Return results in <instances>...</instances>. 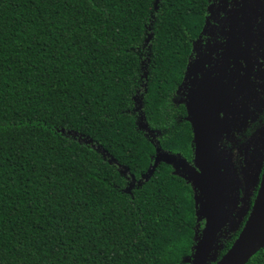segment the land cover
Returning <instances> with one entry per match:
<instances>
[{
  "label": "trees",
  "instance_id": "obj_1",
  "mask_svg": "<svg viewBox=\"0 0 264 264\" xmlns=\"http://www.w3.org/2000/svg\"><path fill=\"white\" fill-rule=\"evenodd\" d=\"M206 3L0 0V264H189L191 185L163 162L130 185L156 153L134 97L162 150L190 160L170 98ZM246 264H264V247Z\"/></svg>",
  "mask_w": 264,
  "mask_h": 264
},
{
  "label": "flooded vegetation",
  "instance_id": "obj_2",
  "mask_svg": "<svg viewBox=\"0 0 264 264\" xmlns=\"http://www.w3.org/2000/svg\"><path fill=\"white\" fill-rule=\"evenodd\" d=\"M203 99L207 109L213 108L212 130L223 133L219 143L230 157L233 188L226 191L231 210L226 228H236L229 237L243 227L264 169V0H207L203 23L170 98L178 112L176 122H187L192 134L191 159L173 154L189 164L195 147L190 111L200 110ZM161 135L158 129L153 138L162 150ZM203 225L201 220L198 235Z\"/></svg>",
  "mask_w": 264,
  "mask_h": 264
},
{
  "label": "water",
  "instance_id": "obj_3",
  "mask_svg": "<svg viewBox=\"0 0 264 264\" xmlns=\"http://www.w3.org/2000/svg\"><path fill=\"white\" fill-rule=\"evenodd\" d=\"M208 101L203 99L201 109L193 114V164H189L179 154L162 151L156 146L154 163L142 180L136 182L131 176L130 185L140 186L143 180H149L161 162L171 165L175 173L183 177L192 187L195 202L196 221L203 220L204 225L195 235L192 256L189 264H208L215 256L216 243L223 229L229 224L231 210H227L226 191L233 188V174L230 157L220 146L222 132L212 130L213 108L207 109ZM140 104L138 110L140 111ZM138 127L154 142L153 133L148 129L142 112ZM91 140V139H90ZM100 148V147H99ZM104 157L109 154L100 148ZM109 162L114 159L109 157ZM127 168H122L126 174ZM264 247V169L260 185L248 217L230 248L215 264H246L249 259Z\"/></svg>",
  "mask_w": 264,
  "mask_h": 264
},
{
  "label": "rangeland",
  "instance_id": "obj_4",
  "mask_svg": "<svg viewBox=\"0 0 264 264\" xmlns=\"http://www.w3.org/2000/svg\"><path fill=\"white\" fill-rule=\"evenodd\" d=\"M139 97L135 96L134 100L136 102V109L135 111L137 112V118H138V122H141V116H140V111L138 110V102H139ZM138 100V101H137ZM64 135L66 136H70L72 138L77 139L80 142H83L85 144L90 145L91 147L95 148L97 151H100V148L98 146H96L90 139H88L87 137H84L76 132L70 131V130H65V129H61L60 130ZM236 226L234 224H232L231 226H228V228H226L221 234L220 237H224L226 235H228L230 232H233L235 230Z\"/></svg>",
  "mask_w": 264,
  "mask_h": 264
}]
</instances>
